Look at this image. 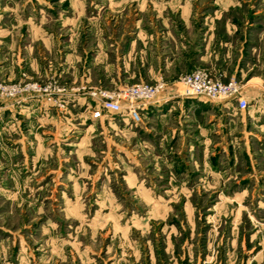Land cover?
Here are the masks:
<instances>
[{"label": "rangeland", "instance_id": "1", "mask_svg": "<svg viewBox=\"0 0 264 264\" xmlns=\"http://www.w3.org/2000/svg\"><path fill=\"white\" fill-rule=\"evenodd\" d=\"M47 2L51 7L36 13ZM32 4L27 26L42 21V34L57 42L46 48L35 41L47 73L28 78L55 80L76 95L154 82L148 68L182 56L183 48L173 47L178 34L195 40L197 24L184 26L183 17L199 26L214 18L217 42L231 41L240 61L248 59L252 44L253 62L264 58V0H135L118 15H95L91 8L86 16L74 15L78 29L67 24L72 16L64 0ZM161 6L164 11L152 13ZM181 6L197 14L182 16L175 9ZM214 8L222 10L213 17ZM18 17L6 14V0H0V28L6 20L22 23ZM100 23L106 29L99 30ZM34 32L23 30L17 44L34 43ZM195 67L203 66L187 71ZM226 74L243 91L242 74ZM178 77L161 79L178 92ZM252 93L249 107L234 109L230 124L226 114L218 121L208 113L197 124L175 119V111L162 142V131L147 135L116 117L117 124L88 127L94 120L80 113L37 121L6 116L0 128V264H149L147 241L154 264H264V91ZM186 219V229L170 237L164 225L179 228ZM187 245L189 256L182 254Z\"/></svg>", "mask_w": 264, "mask_h": 264}, {"label": "crops", "instance_id": "2", "mask_svg": "<svg viewBox=\"0 0 264 264\" xmlns=\"http://www.w3.org/2000/svg\"><path fill=\"white\" fill-rule=\"evenodd\" d=\"M33 0H6V14H11L13 16H23L24 20L22 23H12L6 20V28H0V39H3L6 37V44H0V79L2 80H17L22 78V73L24 72L27 77H34L38 78L37 76H31L30 74H42L47 73L45 71L46 68L42 66L41 61H39L36 56L37 54H41L44 52V50L39 49L37 46V42H35L37 39H41L43 42V47L50 48V45L52 43H55L57 41L51 40L49 36H46L42 34V21H40L37 24L32 25L30 27V13L33 11V8H36V4H32ZM38 1V0H34ZM40 1V0H39ZM44 1V0H41ZM57 1H63V0H57ZM65 5L70 7L67 10H71L69 14L72 17H67L68 22L67 24L72 29H78L80 28L79 25L75 26V21L78 19L76 16H84L87 14V10L89 8L95 10V15L98 14L106 15V14H112V15H118L121 14L122 10L126 7L129 9V6L132 2L135 0H64ZM46 2V1H45ZM128 6V7H127ZM48 7H51V3H43L42 7H38V10L36 13L39 15H42L44 13L45 8L48 9ZM167 8V7H166ZM5 9V8H3ZM141 8L139 7V10ZM169 10H172L170 6H168ZM178 13L182 16H188V15H195V13L192 9L193 7L190 6H181L175 8ZM221 8H214V10H208L210 11L209 14L211 16H215V14H220ZM154 14H159L161 11L165 10L164 6H161V8H158L157 10L153 7L152 8ZM156 11V12H154ZM219 11V13H218ZM123 13V12H122ZM126 13V12H125ZM203 13V11H202ZM208 13V12H207ZM86 16V15H85ZM18 17V19H19ZM213 19H209V22L203 21L199 26L198 23L193 20L187 21L185 17L182 18L184 20V26H192L196 29V35L194 36L195 40H192V38H186V32L179 33L178 34V41L173 42L174 48H183L182 49V56L178 59L174 60H164L162 61V65L158 67L156 70L153 68L155 65L152 66V68H148L146 71V76L149 79H159L163 78L166 80H172L178 77V74L187 71L188 69L192 68L193 66H203L207 70L210 71L212 74H220L222 78H226L229 75L226 74V70L231 71L232 73L242 74V78L244 79V89L243 93L244 95L248 96L253 94L252 91H255L256 93H261V91H264V58H258V61H254V53L257 50V46L255 44H252L248 50L249 56L246 61L242 60L240 61L241 54L236 57V55L233 54L232 49V42L231 41H225L223 42H217V28L219 25L213 22ZM24 23V24H23ZM91 23V22H90ZM64 24V23H63ZM80 24V22L78 23ZM82 24V23H81ZM25 25V26H24ZM27 25H30L29 27ZM92 26H95V23H91ZM194 25V26H193ZM99 30H102L105 28V24L99 25ZM190 26V27H191ZM25 27V29L23 28ZM137 31L140 30L138 24L136 25ZM164 28H166L165 25H163ZM199 27V28H198ZM217 27V28H216ZM227 31L232 30L233 27L224 26ZM228 27V28H227ZM198 28V29H197ZM31 30L35 31L34 34H30L31 39L34 43L30 42L29 44L23 43V44H17V37L23 30ZM106 29V28H105ZM135 30V29H134ZM6 31V34L5 32ZM148 32V36L146 38V42H149L151 38V33ZM172 31V30H171ZM182 31V30H179ZM260 29L258 31V38L261 36ZM17 32V33H15ZM168 32V31H167ZM165 37V36H164ZM20 39V38H18ZM139 39V34L136 35L135 38H132L131 40ZM190 40V42H188ZM55 41V42H54ZM194 41V42H193ZM250 44V43H249ZM25 48L24 54L21 52ZM30 48V49H29ZM35 51V48L37 49V52L31 53L32 49ZM49 49H46L45 51H48ZM150 62H153V60ZM240 62H242L240 64ZM253 62V63H252ZM155 63V61H154ZM224 65V66H223ZM151 66V65H150ZM223 66V67H222ZM43 70V71H42ZM219 70L223 71L220 72ZM67 71V70H66ZM58 76H61L62 71L58 72ZM74 75V74H72ZM74 77V76H73ZM67 82V81H66ZM73 82V80H72ZM169 82V81H168ZM80 83H87V82H80ZM253 89V90H252ZM176 90L172 86H168L166 84L164 90L160 94L158 100L148 104L146 107H144L143 110V116L142 119L137 122L140 129H144L145 132H147V135H155V134H161V142L163 139H166L167 134L164 133V130L168 131L169 121L173 117L183 116L187 117V119L194 120L198 122L197 124L202 122V119L208 115V113L213 117V115H216V119L219 120V114L223 116V114H226L227 117V123L230 124V121H233L234 116V109L238 110L239 112H242L246 110L249 107V104L244 109H238L234 105L233 102L230 101H222V100H205L202 97L199 96H180L176 94ZM67 104L64 108H58L50 103H47L45 100H37L36 98L29 97L22 102H16L13 103L12 101H6L3 98H0V128L2 131L3 126L6 127V116L9 118V120H13L12 116H14V113H18L20 119L31 117L33 120H46L51 118H55V115L58 116L59 113H64L63 116L67 119L69 117H73L76 114L84 115L82 116L83 120L93 119L94 121H89L88 127L92 124L99 122L101 126H104L106 123L111 124L112 122H116L118 120H115L113 118L116 117V119H120L122 122V126H126L128 123L132 124L129 116L125 111H122L121 113H104L102 116L99 117H92L90 115L91 109L95 106V104L92 105V101L89 97L83 95V94H72L67 95ZM249 101V99H248ZM186 111V114L183 112ZM225 112V113H224ZM109 115V118L105 119V116ZM80 116V115H79ZM181 119H186V118ZM176 119V118H175ZM59 120V119H58ZM181 120H179L180 122ZM217 121V123H219ZM214 123V122H213ZM211 123V125H213ZM210 128V127H207ZM211 130H209L208 133H210ZM218 131V130H217ZM169 133V131H168ZM213 135V134H212ZM183 183L179 182L176 184V188H181ZM188 223V219H186L184 222H180L179 228L175 226H168L165 224V229L167 228L170 231V234H172L173 239H175L178 236V233H181V230L186 229ZM173 228H175L173 230ZM177 232V233H176ZM169 234V235H170ZM170 237L166 238L168 239L167 243L171 241L169 239ZM166 241V240H165ZM227 244V243H226ZM169 245V244H168ZM133 246V243H132ZM185 250H183L184 253L187 256L190 255L189 253V247L188 245L185 246ZM224 248L228 249L229 247L224 246ZM168 249V248H167ZM147 250H148V260L149 264H154L155 259L152 255L150 244L147 241ZM136 253V252H135ZM172 256V255H171Z\"/></svg>", "mask_w": 264, "mask_h": 264}, {"label": "built area", "instance_id": "3", "mask_svg": "<svg viewBox=\"0 0 264 264\" xmlns=\"http://www.w3.org/2000/svg\"><path fill=\"white\" fill-rule=\"evenodd\" d=\"M180 96H199L205 100H222L233 102L236 108L248 106V98L242 91L240 82L234 76L222 78L220 74H212L204 67H195L180 74L178 77ZM166 82L157 79L154 82L139 81L125 84L116 89L96 87L84 91L85 96L93 100L95 106L91 109L92 117L104 113H121L125 111L131 122L142 119L143 108L158 100ZM74 87L58 84L55 80H35L22 73L17 80H0V98L13 103L33 97L45 100L58 108L67 104V95L75 94Z\"/></svg>", "mask_w": 264, "mask_h": 264}]
</instances>
